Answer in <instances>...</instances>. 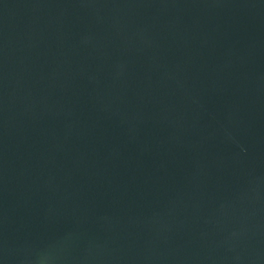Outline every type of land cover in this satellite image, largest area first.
Segmentation results:
<instances>
[{"label":"water","instance_id":"obj_1","mask_svg":"<svg viewBox=\"0 0 264 264\" xmlns=\"http://www.w3.org/2000/svg\"><path fill=\"white\" fill-rule=\"evenodd\" d=\"M0 264H264V0H0Z\"/></svg>","mask_w":264,"mask_h":264}]
</instances>
